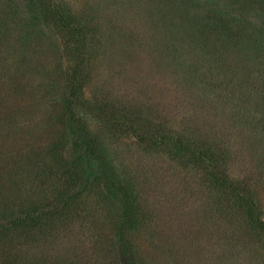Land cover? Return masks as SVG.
<instances>
[{"label":"rangeland","instance_id":"1","mask_svg":"<svg viewBox=\"0 0 264 264\" xmlns=\"http://www.w3.org/2000/svg\"><path fill=\"white\" fill-rule=\"evenodd\" d=\"M56 1L63 16H79L88 24L81 92L106 111L139 112L148 133L170 131L192 147L213 146L223 157L221 173L245 186L264 219V125L255 131L252 123L264 119V55L253 52L254 44L242 41L228 48L218 39H198L201 19L195 23L193 13H206L202 0H184L175 9L161 0ZM5 4L0 0V29L6 26L4 11L9 24L8 35L0 37V69L6 66L0 73V199L13 205L0 212V220L17 207L84 182L80 175L78 183L68 185L50 155L61 148L49 147L63 136L68 66L77 56L70 38L56 24H37L16 10L11 14ZM22 34L27 35L23 46ZM247 77L257 87L243 93L238 86ZM76 111L136 191L130 236L139 264H264V229L245 226V205H236L231 192L233 215L225 207L227 197L216 198L219 180L212 181L205 158L175 155L169 145L147 147L86 104H77ZM27 149L43 155L39 165L49 168L36 175L33 186L25 175L30 167L14 166ZM86 187L64 209L67 215L47 219L48 232L35 241L25 238L29 228H20L24 240L15 243L17 259L120 264L113 237L122 206L101 185Z\"/></svg>","mask_w":264,"mask_h":264},{"label":"trees","instance_id":"2","mask_svg":"<svg viewBox=\"0 0 264 264\" xmlns=\"http://www.w3.org/2000/svg\"><path fill=\"white\" fill-rule=\"evenodd\" d=\"M7 1L9 4L5 5L7 9L11 10V14L16 10L17 16H28L31 21H35L37 24L38 22L56 24V27L64 31L70 38V47L77 56L72 59L68 66L70 73L66 91V116L63 136L59 135V140H52L49 147L57 144V147L61 148L52 150L50 155L55 162L53 168L69 180L68 185L75 184L76 180L78 183V179L82 175L84 186L82 185L81 188L78 187L77 189L70 188L69 190L68 188H62L53 195V198L40 197L41 200L31 202L29 206H23L19 209L17 207L8 218L1 219L0 264H47L45 257L17 259L15 252L18 248L15 243L24 240L20 228H22V232L29 228L32 232H28L25 238L27 240L31 238L35 241L36 237L48 232L46 228L48 226L47 219H51L58 214L60 216L67 215L68 212L64 209L75 203V200L86 191V185L90 186L92 183L101 185L104 192L122 206L123 213L115 222L113 237L116 255L120 264H139L138 253H136L133 239L130 236L136 227V191L126 179L121 177L117 165L111 162L112 160L107 153H104L94 133L86 128V122L76 111L77 104L80 106L86 104L93 113L110 117L112 122L119 123L124 131H127L130 136L147 147L154 148L169 145L175 155L196 154L201 158H205L210 164L209 175L213 178L212 181L219 180V182L216 181L220 185L219 195L216 194V198L227 197L225 207L228 206L231 215H233L236 211L235 209L232 210L234 206L228 196L231 192L235 196L236 205L239 202L245 205L247 212V217L243 221L245 226L256 232L264 229V219L255 198L246 190L245 186L231 179L228 172L221 173L222 163H224L223 157L213 146L192 147L184 141L182 136L170 131L155 132V129L151 128L148 133L147 128L141 126L142 117L139 112L134 113L130 110L106 111L102 105L100 106L98 103L91 101L81 92L80 77H83L86 71L90 42L87 23L82 22L79 16L78 20L76 17L63 16L61 6L56 0H18V6L16 0ZM184 2V0H161L162 5L172 9L181 8V4ZM200 4L201 7H204L206 13L203 15L193 13V16L196 15L195 23L201 19L196 30L199 32H196L198 39L209 42L218 39L220 42H224V46L227 44L228 48L239 46L242 41H249L255 46L253 52L260 51L264 55V0H202ZM151 12H153V8ZM6 14V11H4V15L1 16L6 26L3 25V28L0 29V37L8 35L4 30L9 25L6 22ZM156 14L158 13L154 10L153 16ZM25 35L22 34L21 46L24 45V40H27V35ZM3 66L6 69V66ZM4 69H0V73ZM249 80L247 77L238 86V89L242 90L243 93L250 92L257 87L256 83L254 86V83H250ZM252 123L258 126L255 129L256 131L258 128L261 129L262 126L259 127V125H264V119L260 121L253 119ZM29 147L33 148L32 144H29ZM27 150L28 155L21 156L22 161L21 159L18 160L14 166L20 167V170H26L25 168L30 167L31 171L28 172V170L25 175L29 176L27 183L33 186V182L38 180L37 176L42 175L44 167L46 172L48 166L46 164L39 165L44 160L42 159L43 155L36 153L37 151L34 152L32 149ZM27 159L29 160L28 164L26 163ZM21 166L27 167L22 168ZM1 201L2 198L0 199V212L6 213L9 206L13 204H4ZM237 219L240 221L238 215ZM49 229L52 232L54 231L52 227ZM14 237L15 240L12 241Z\"/></svg>","mask_w":264,"mask_h":264}]
</instances>
